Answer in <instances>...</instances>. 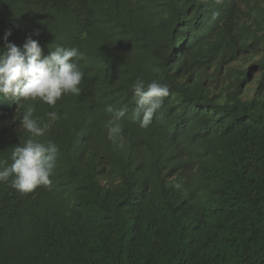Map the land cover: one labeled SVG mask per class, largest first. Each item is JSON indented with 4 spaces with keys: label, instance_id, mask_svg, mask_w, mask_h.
Segmentation results:
<instances>
[{
    "label": "trees",
    "instance_id": "obj_1",
    "mask_svg": "<svg viewBox=\"0 0 264 264\" xmlns=\"http://www.w3.org/2000/svg\"><path fill=\"white\" fill-rule=\"evenodd\" d=\"M7 30L85 58L79 96L35 104L51 186L0 182V264H264V0H0ZM137 79L169 90L147 129ZM22 111L0 96V161Z\"/></svg>",
    "mask_w": 264,
    "mask_h": 264
},
{
    "label": "clouds",
    "instance_id": "obj_2",
    "mask_svg": "<svg viewBox=\"0 0 264 264\" xmlns=\"http://www.w3.org/2000/svg\"><path fill=\"white\" fill-rule=\"evenodd\" d=\"M11 34V30L4 33L5 44L0 47V96L16 102L23 109L21 114H16V119L29 138L14 146L10 163L0 161V182H10L12 188L28 193L37 187L51 186L59 151L54 141L40 138L61 118L60 114L55 110L49 111L47 119L41 120L34 115L35 104L42 102L54 109L64 96H79L84 72L78 62L85 56L76 47L61 45L44 55L38 41L31 35L21 48L8 41ZM132 91L134 115L140 118V127L147 129L164 97L169 94L168 86L155 79L148 83L137 79ZM105 110L113 111L110 105ZM124 115L121 110L106 124L107 139L114 143L121 138L120 121Z\"/></svg>",
    "mask_w": 264,
    "mask_h": 264
}]
</instances>
